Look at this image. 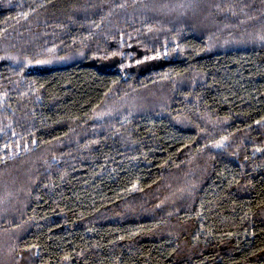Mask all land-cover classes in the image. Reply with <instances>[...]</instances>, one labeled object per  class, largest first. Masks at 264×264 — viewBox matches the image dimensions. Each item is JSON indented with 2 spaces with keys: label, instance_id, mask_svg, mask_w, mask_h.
Wrapping results in <instances>:
<instances>
[{
  "label": "trees",
  "instance_id": "1",
  "mask_svg": "<svg viewBox=\"0 0 264 264\" xmlns=\"http://www.w3.org/2000/svg\"><path fill=\"white\" fill-rule=\"evenodd\" d=\"M0 264H264V2L0 0Z\"/></svg>",
  "mask_w": 264,
  "mask_h": 264
},
{
  "label": "rangeland",
  "instance_id": "2",
  "mask_svg": "<svg viewBox=\"0 0 264 264\" xmlns=\"http://www.w3.org/2000/svg\"><path fill=\"white\" fill-rule=\"evenodd\" d=\"M138 55L141 57V59H138L136 62V65L134 67H129L130 70H134L137 72L145 71L152 67H157L159 65H162L166 63L167 59L160 58L158 56L154 55H146L142 51H138ZM117 63V59H108L104 61H93L92 64L96 65L101 70H113L114 64ZM67 64L66 61L61 62H53V63H40V64H31L28 65V69L30 71H45L50 70L53 67L61 66Z\"/></svg>",
  "mask_w": 264,
  "mask_h": 264
},
{
  "label": "snow or ice",
  "instance_id": "3",
  "mask_svg": "<svg viewBox=\"0 0 264 264\" xmlns=\"http://www.w3.org/2000/svg\"><path fill=\"white\" fill-rule=\"evenodd\" d=\"M262 2H264V0H262Z\"/></svg>",
  "mask_w": 264,
  "mask_h": 264
}]
</instances>
